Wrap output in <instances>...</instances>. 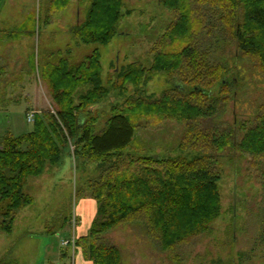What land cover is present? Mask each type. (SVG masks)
<instances>
[{"label":"trees","instance_id":"obj_1","mask_svg":"<svg viewBox=\"0 0 264 264\" xmlns=\"http://www.w3.org/2000/svg\"><path fill=\"white\" fill-rule=\"evenodd\" d=\"M164 4L175 22L156 46L152 65L132 64L121 79L122 84L139 87L164 75L176 86L154 100L136 90L125 105L113 110L101 131H97L98 118L89 113L108 94L100 54L95 51L79 65L71 64L62 51L51 54L59 61L48 64L43 77L57 115L49 113L46 122L35 114L31 133L8 139L0 148V233L11 234L18 213L34 204L33 196L24 191L27 180L61 161L60 141L70 150L74 140L75 160L101 164L99 177L90 183L97 218L88 234L75 242L93 264H122L121 249L106 241L104 234L124 224L144 225L154 244L171 253L207 232L221 212L217 158L230 151L256 160L264 157V109L253 126L218 122L228 98L217 97L213 88L227 87L220 81L225 69L203 43L214 30L226 29L239 49L260 56L262 65L264 44L259 34L264 33V0H165ZM122 7V0H92L86 21L71 31L76 44L111 43L122 22ZM256 31L260 32L254 37ZM9 38L18 36L0 30V41ZM72 48L67 47V54ZM83 86L89 88L76 104L75 94ZM184 86L191 92L185 93ZM122 89L125 92L126 85ZM140 118L182 124L179 148L201 155L189 160L125 153L136 138L133 120Z\"/></svg>","mask_w":264,"mask_h":264},{"label":"rangeland","instance_id":"obj_2","mask_svg":"<svg viewBox=\"0 0 264 264\" xmlns=\"http://www.w3.org/2000/svg\"><path fill=\"white\" fill-rule=\"evenodd\" d=\"M91 2L0 0V30L18 36L0 41V148L6 140L33 131L34 122H28V114H39L46 122L49 113L57 115L43 77L45 67L59 61L53 53L62 51L73 65L85 62L95 51L100 54L103 86L108 94L89 109L98 118L97 131L136 90H143L145 97L154 100L176 86L164 75H156L139 87L122 84L121 79L132 64L152 65L156 46L175 22L165 0H122V22L111 43L77 45L71 31L86 21ZM212 23L216 25V21ZM229 34L226 29H216L203 38L206 49L225 69L220 81L227 87L217 84L213 88L217 97L228 98L218 122L253 126L264 109V63L261 65L260 56L242 52ZM259 38L264 44V33ZM70 45L72 52L67 54ZM88 88L77 91L76 104ZM181 89L185 93L192 90L186 86ZM133 121L136 138L125 153L189 160L201 155L179 148L184 135L182 124L146 118ZM60 142L61 161L48 164L41 176L27 180L24 191L33 196L34 204L18 213L11 234L0 233V264H91L84 259L82 249L74 245L88 234L97 218L98 206L90 183L99 177L101 164L75 160L74 140L70 141V150L68 144ZM217 159L221 212L209 230L171 253L154 244L144 225L124 224L104 234L106 241L121 249L122 264H264V157L256 160L230 151Z\"/></svg>","mask_w":264,"mask_h":264},{"label":"built area","instance_id":"obj_3","mask_svg":"<svg viewBox=\"0 0 264 264\" xmlns=\"http://www.w3.org/2000/svg\"><path fill=\"white\" fill-rule=\"evenodd\" d=\"M34 117H35V114H33V113L28 114V115H27V120H28V122L33 123V122H34ZM66 244H68V242H67ZM74 246H75V245H74Z\"/></svg>","mask_w":264,"mask_h":264},{"label":"crops","instance_id":"obj_4","mask_svg":"<svg viewBox=\"0 0 264 264\" xmlns=\"http://www.w3.org/2000/svg\"><path fill=\"white\" fill-rule=\"evenodd\" d=\"M92 199V198H91ZM88 202L90 201V199H86ZM94 200V199H93ZM96 202V201H95ZM97 203V202H96ZM93 223V222H92ZM92 223H91V225H92ZM90 229V228H89ZM89 231V230H88ZM83 236H85V235H83ZM82 237V236H81ZM87 262H90L91 264H93L91 261H88V260H86Z\"/></svg>","mask_w":264,"mask_h":264}]
</instances>
